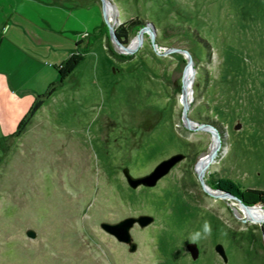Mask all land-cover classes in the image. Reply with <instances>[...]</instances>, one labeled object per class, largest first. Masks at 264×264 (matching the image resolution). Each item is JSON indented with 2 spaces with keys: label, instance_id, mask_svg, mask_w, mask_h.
I'll use <instances>...</instances> for the list:
<instances>
[{
  "label": "rangeland",
  "instance_id": "rangeland-1",
  "mask_svg": "<svg viewBox=\"0 0 264 264\" xmlns=\"http://www.w3.org/2000/svg\"><path fill=\"white\" fill-rule=\"evenodd\" d=\"M174 153L155 185L127 183ZM218 177L263 189L264 0H0V264H264V220L240 211L264 202L220 195ZM140 214L134 251L100 227Z\"/></svg>",
  "mask_w": 264,
  "mask_h": 264
},
{
  "label": "water",
  "instance_id": "water-1",
  "mask_svg": "<svg viewBox=\"0 0 264 264\" xmlns=\"http://www.w3.org/2000/svg\"><path fill=\"white\" fill-rule=\"evenodd\" d=\"M102 4L105 5L106 0H101ZM111 33L113 34V37L115 39L116 43H120L118 38L116 37V34L114 32V30L111 28L110 29ZM140 34H138V40H140ZM122 45V43H120ZM127 49V48H125ZM178 50V49H175ZM183 52L186 54L188 62L187 64H191V58L190 55L188 54V52L186 50H183ZM182 105H183V119L184 122L187 124V117H186V108L187 105L185 104L184 100L181 99ZM201 127H205L204 125H202ZM217 138V137H216ZM218 147V140H216V146L215 148ZM215 154V152H214ZM183 158V154L182 153H174L166 158H163L162 160H160L153 168L151 171H149L146 174L140 175V176H133L130 174L129 170L127 168H123L122 169V173L125 176V179L127 181V183L131 186V187H136L138 185H144V186H153L156 184L157 180L159 178H161L163 175H165L169 169L179 160H181ZM205 168V167H204ZM201 171H199V174L202 173L203 169ZM215 191H218L215 189ZM220 195H227V196H233L231 193L227 192V191H219ZM239 202L240 199L236 198ZM244 207L249 208V206L244 205ZM153 220V217L151 215L148 214H140L138 216H127L117 222L114 223H110V222H105L102 221L100 223V227L105 230L107 233L113 235L118 241L126 243L129 245V251H134L136 249V244L134 242L131 241V235L129 232V229L135 224L137 223L139 226H146L147 224H149L151 221ZM26 235L29 237H34L35 236V232L32 229H27L26 230ZM187 249L190 252V255L193 259L197 258L198 256V247L196 245V243L194 242H189L186 245ZM214 249L217 251V253L222 257L223 261H226V253L224 251V248L222 246L221 243H217L214 245Z\"/></svg>",
  "mask_w": 264,
  "mask_h": 264
},
{
  "label": "trees",
  "instance_id": "trees-1",
  "mask_svg": "<svg viewBox=\"0 0 264 264\" xmlns=\"http://www.w3.org/2000/svg\"><path fill=\"white\" fill-rule=\"evenodd\" d=\"M135 20H130L128 24L132 26L134 24ZM122 29V30H121ZM120 31V33H118ZM116 37L121 43L126 42V34L123 27H120V30H116L115 32ZM78 43V42H77ZM83 51L84 49L76 48L73 52H71L67 58L61 62L57 67V72L59 76V81L61 82L77 65L78 63L83 59ZM55 89V86L51 84L49 89L43 93L38 95L31 106L29 107L26 114L18 121L16 125V129L13 132L14 134H18L23 130L25 125L29 122L31 116L36 112V110L42 105L44 99L43 97L49 96ZM211 186L213 188H220L224 191H227L235 196L241 197L242 200L247 203L251 204L256 201L264 202V185L263 189H247L244 190L241 188V186L231 180L227 177H218L213 182H211Z\"/></svg>",
  "mask_w": 264,
  "mask_h": 264
},
{
  "label": "bare ground",
  "instance_id": "bare-ground-1",
  "mask_svg": "<svg viewBox=\"0 0 264 264\" xmlns=\"http://www.w3.org/2000/svg\"><path fill=\"white\" fill-rule=\"evenodd\" d=\"M136 41H137V38L131 40L130 45L127 46L128 49L133 47L134 44L136 43ZM183 83H184L183 86L186 89V87L188 86V80L184 78ZM183 92L185 93L186 90L185 91L183 90ZM183 100H184V98H183ZM215 146H216V143L213 146L212 152L210 154L203 155L199 158V160L197 161V168L198 169H200L201 166H203L202 168L206 167L213 160L214 152L216 150ZM240 211L242 212V215L246 219H248L252 222H258V221L264 220V209L258 205H254V206H251L249 208H246V207L241 208L240 207Z\"/></svg>",
  "mask_w": 264,
  "mask_h": 264
},
{
  "label": "clouds",
  "instance_id": "clouds-1",
  "mask_svg": "<svg viewBox=\"0 0 264 264\" xmlns=\"http://www.w3.org/2000/svg\"><path fill=\"white\" fill-rule=\"evenodd\" d=\"M203 233L205 234V236L210 235V233H211V226H210V224H209L208 222H205V223H204V226H203ZM199 238H201V233H199V232L195 233V234L191 237V239H192L193 241H195V240H197V239H199Z\"/></svg>",
  "mask_w": 264,
  "mask_h": 264
}]
</instances>
